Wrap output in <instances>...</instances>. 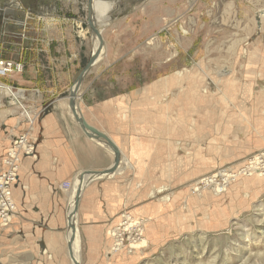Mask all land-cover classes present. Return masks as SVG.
Segmentation results:
<instances>
[{
    "label": "rangeland",
    "instance_id": "1",
    "mask_svg": "<svg viewBox=\"0 0 264 264\" xmlns=\"http://www.w3.org/2000/svg\"><path fill=\"white\" fill-rule=\"evenodd\" d=\"M101 2L110 6L104 16L89 0H0V61L23 65L19 76L32 79L4 89L24 117L33 120L50 102L71 110V89L99 44L90 23L102 32L103 54L77 91L76 108L106 103L97 110H121L136 126L125 137L156 142L146 165L157 161L159 169L144 179L153 186L150 202L163 205L120 212V223L129 214L142 230L152 221L148 247L116 258L122 253L111 252L108 236L109 248L100 242L106 264H264V157L252 164L264 155V0ZM255 167L257 175L245 176ZM219 174L238 179L222 194L212 187L195 194L206 178L222 186ZM74 210L65 228L71 264L68 236L80 233ZM79 233L80 264H98L85 257Z\"/></svg>",
    "mask_w": 264,
    "mask_h": 264
},
{
    "label": "crops",
    "instance_id": "2",
    "mask_svg": "<svg viewBox=\"0 0 264 264\" xmlns=\"http://www.w3.org/2000/svg\"><path fill=\"white\" fill-rule=\"evenodd\" d=\"M19 75L22 73L17 71L0 75V169L16 138H29L35 145V155L22 156L13 190L17 212L11 227L0 231V264H71L65 228L73 188L66 191L63 184L72 182L74 187L77 177L89 180L77 204L78 233L86 245L85 257H96L98 264H106L100 242L109 248L111 240L107 230L119 222L120 212L136 207L141 213L153 212L163 206L150 202L153 186L147 187L149 183L144 179L148 171L158 167L157 161L146 165L157 153L153 148L156 142H147L148 145L133 133L132 139L125 137L124 133L134 131L136 126H130L121 110H97L105 108L106 103L102 107L95 106L96 110H77L80 118L107 134L120 151L118 169L104 175L114 166L112 150L89 136L71 110L63 109V103L57 107L52 102L45 104L43 114L39 110L33 112V120L23 116L22 106L16 109L4 89L15 88L17 84L22 89L29 86L32 79L24 80ZM101 76H95L94 80ZM170 169L171 164H168L166 171ZM144 184L147 189L141 187ZM120 256L124 255L114 257Z\"/></svg>",
    "mask_w": 264,
    "mask_h": 264
},
{
    "label": "built area",
    "instance_id": "3",
    "mask_svg": "<svg viewBox=\"0 0 264 264\" xmlns=\"http://www.w3.org/2000/svg\"><path fill=\"white\" fill-rule=\"evenodd\" d=\"M14 71L22 72L23 65L8 61H0V75H7ZM4 170L0 172V227L7 228L12 225L13 218L17 212L16 204L13 202V185L17 182L19 163L24 155H35V145L26 136L16 138L7 153ZM75 184V183H74ZM66 191L73 188L72 182L63 184ZM73 192L71 193V195ZM123 220V221H122ZM118 227L113 228L110 238L113 240V248L122 249L128 242L129 249H135L143 239L142 225L132 220L126 214ZM109 231V232H110Z\"/></svg>",
    "mask_w": 264,
    "mask_h": 264
},
{
    "label": "bare ground",
    "instance_id": "4",
    "mask_svg": "<svg viewBox=\"0 0 264 264\" xmlns=\"http://www.w3.org/2000/svg\"><path fill=\"white\" fill-rule=\"evenodd\" d=\"M94 7H95V12H98V13H100L101 15H99V16H104L108 11H109V9H110V6H109V4H107V3H104V2H101V0H100V2L99 1H96L95 0V5H93ZM112 6V5H111ZM97 10V11H96ZM264 11V10H263ZM94 12V11H93ZM98 13H96V14H98ZM95 14V13H94ZM262 15V14H261ZM97 16V15H96ZM95 17V16H94ZM97 18V17H96ZM100 20V18H97V20ZM105 18H103L102 20H104ZM108 19H110V18H108ZM106 20V19H105ZM264 20V19H263ZM93 21V20H92ZM95 23V22H94ZM99 24V23H98ZM106 24V23H105ZM104 24V25H105ZM101 27H103V26H101ZM107 27V26H106ZM261 27V26H260ZM101 31V30H100ZM102 33V32H101ZM98 38V37H97ZM98 40H99V38H98ZM100 41V40H99ZM99 48H100V42H99V44H98V46L96 47V49H95V52L96 51H98L99 50ZM102 54H103V47H102V49H101V51H100V55H99V58H98V60H100L101 59V56H102ZM79 89H75V88H73V90H72V92H74L75 91V96H76V98H77V91H78ZM171 90V89H170ZM78 97H79V95H78ZM77 100H79V98L77 99ZM77 102V101H76ZM76 110H77V108H76ZM77 114H78V111H77ZM79 116V115H78ZM79 118H80V116H79ZM32 120V119H31ZM89 134V136H91L92 138H95V136L94 135H92V134H90V133H88ZM115 143V142H114ZM261 154H263V153H261ZM261 157H264V155L262 156H257L256 158H254V162H252V164H253V166H256V163H258V160H259V158H261ZM259 165V164H258ZM260 165H261V163H260ZM259 170V171H258ZM263 170V169H262ZM255 172L256 173V175H257V173L258 172H260V169L258 168L257 169V167H255V168H252V169H249L248 171H246L247 172V175H245V176H249L248 174H249V172ZM246 174V173H245ZM260 174V173H259ZM91 175V174H90ZM95 175V174H94ZM119 175V174H118ZM227 176V174H219L217 177H220L221 178V183H222V186H220V185H218L217 184V181L215 180V178L214 177H210V178H206L205 180H203L202 181V183L205 185V189H203V191H202V188L200 189H196L194 192H195V194L197 193V195H199V193H201V194H204V192L207 190V189H210V187H212V190H213V192L214 193H216L217 195H219V194H222V193H224V192H227L228 191V186H231V184L233 183V181H234V178H237V176H229V177H226ZM244 176V175H243ZM78 178V177H77ZM86 178V177H85ZM89 178H90V176H89ZM91 178H92V176H91ZM94 178H97V177H94ZM115 179V178H114ZM238 179V178H237ZM88 179H78V181L74 184V187H73V194H72V196H71V209L69 210L70 212H73V211H75L76 212V210H74L75 209V206L78 204V200L81 198V193H82V190L84 189V185L89 181H87ZM201 183V182H200ZM199 183V184H200ZM198 184V185H199ZM197 185V186H198ZM196 186V187H197ZM196 187H194V189L196 188ZM199 187V186H198ZM193 189V190H194ZM204 196V195H203ZM14 197V196H13ZM152 197V196H151ZM161 199V202L163 201L164 203H167V201H166V199H162V198H160ZM13 202H14V198H13ZM69 212V213H70ZM74 212V213H75ZM131 212V211H130ZM74 213H72L73 215H74ZM71 219H72V217H71V215L69 216ZM74 217V216H73ZM145 221V220H144ZM147 221V220H146ZM137 222V221H136ZM120 223V222H119ZM118 225L119 224H114V226H112L111 228H109L110 230H112L113 228H116V227H118ZM116 226V227H115ZM152 226H153V224H152V221H147V225L146 226H143V236L145 235V237H143V239L141 240V244L139 245V246H137L134 250H129V249H125V251H122V250H120V249H115V248H113V247H115V246H113L112 245V250H111V252L112 253H115L116 254V252H121L122 253V255H124V256H126V255H130V254H132V253H136V254H138V253H141L143 250H144V248H147L148 247V238H147V235H149V231L150 230H152ZM73 228V227H72ZM73 231V234L72 233H70L69 234V238L68 239H70V241H71V250L73 251V255H74V257L72 258L73 259V262L75 263L76 262V264H80V245H79V239H78V235H77V233H78V231H76V229H73L72 230ZM145 231H146V234H145ZM105 234H106V232H105ZM109 234H111V231L110 232H107V236H110ZM77 235V236H76ZM66 241V240H65ZM78 241V242H77ZM111 243V242H110ZM123 250H124V248H122ZM121 255V254H120ZM115 256V255H114ZM132 257V256H131ZM135 257V256H134ZM138 257V256H137Z\"/></svg>",
    "mask_w": 264,
    "mask_h": 264
},
{
    "label": "water",
    "instance_id": "5",
    "mask_svg": "<svg viewBox=\"0 0 264 264\" xmlns=\"http://www.w3.org/2000/svg\"><path fill=\"white\" fill-rule=\"evenodd\" d=\"M93 4H95V0H89V7L91 9L93 8ZM90 24H91L92 32L100 40L99 41L100 42V48L96 52L94 50V54H93L91 60L89 61V63L86 66V68L82 71L80 76L78 77L77 82L75 83V85L72 87L71 94H70V99H69L70 100L69 107L71 109V113L73 114L75 120L81 125L83 130L87 134L90 133V134L94 135L95 136V140H98V141L104 143L105 145H107L112 150V152L115 154L114 166L110 170H108L107 172L103 173L104 175H108V174L114 173L119 167V162H120L119 150L117 149L116 145L109 139V137L107 135L103 134L102 132H100L97 129H95L92 126H90L84 119L79 118V116L77 114V110H76V99L77 98L75 96V91L72 92L73 88H75V89L81 88V86L83 85L84 80L86 79V77L91 73L92 69L100 61V60H98V58H99V55H100V51H101V49L103 47V45H102L103 41H102L101 33L94 27L93 23H90ZM71 257L73 258V254L72 253H71Z\"/></svg>",
    "mask_w": 264,
    "mask_h": 264
}]
</instances>
